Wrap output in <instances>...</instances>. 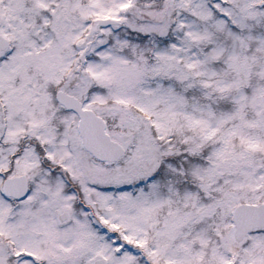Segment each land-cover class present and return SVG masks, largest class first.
<instances>
[{
    "label": "snow or ice",
    "instance_id": "6c2138e0",
    "mask_svg": "<svg viewBox=\"0 0 264 264\" xmlns=\"http://www.w3.org/2000/svg\"><path fill=\"white\" fill-rule=\"evenodd\" d=\"M0 264H264V0H0Z\"/></svg>",
    "mask_w": 264,
    "mask_h": 264
}]
</instances>
